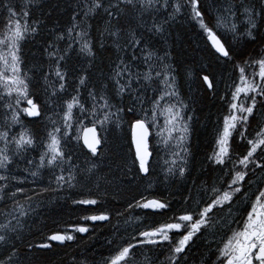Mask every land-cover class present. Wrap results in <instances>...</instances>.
<instances>
[{"label": "snow or ice", "instance_id": "obj_1", "mask_svg": "<svg viewBox=\"0 0 264 264\" xmlns=\"http://www.w3.org/2000/svg\"><path fill=\"white\" fill-rule=\"evenodd\" d=\"M33 4L34 0H27L23 6L14 0H0V21L3 23L0 31V89L3 90L0 92V106L7 109L4 113L5 129L19 125L22 114L34 118L42 115V106L35 101L31 90L38 84H33L32 77L23 70L22 60L23 43L44 27L43 21L31 18ZM101 9L107 20L99 33L100 47L111 57L109 72L102 73L91 87L90 77L80 75L74 89L76 94L63 99L61 94L67 95L71 86L69 76L76 71L69 67L70 56L76 51L74 45H79L78 57L88 60L90 66L96 59L95 44L90 38L92 25L88 20ZM186 9H190L188 15L194 26L206 36L216 60L232 65L231 83L226 85L227 91L221 97L226 104V113L222 121H218L215 148L208 157L223 175L211 184L201 182V190H198L201 198L196 201L195 208L183 209L181 214L173 215L169 218L172 222L138 232L131 237L135 243L121 241L114 250L115 254L105 259L104 264H190V261L196 264L197 256L200 257L199 264H264V0H245L244 5H237L232 0H214L211 10L205 9L203 0H107V3L106 0H79L66 31H60L56 36L57 42L65 40V36L71 42L61 49L49 41L43 47V54L49 62L47 71L43 64L31 70L42 76L44 92L55 115V119L50 117V130L39 141L43 149L39 162L26 156L37 146V138L31 130H22L17 136L9 130H0V141L3 142L0 169L9 173L0 175V200L12 201V207L0 213V244L10 248L6 260H0V264H23L15 242L22 238L25 226L36 214L33 205H38L42 193L54 190L53 182L63 188L91 181L98 168L94 158L101 156L112 126L120 127L125 116L130 117L128 123L135 145L133 163L138 164V172L150 174L153 153L149 139L155 130L157 146L162 145L166 155L171 157L163 161L165 178L177 174L180 178L185 177L189 163L186 141L194 119L191 104L195 101H186L182 97L173 49L165 45L168 44L171 25L185 14ZM241 14L244 16L243 31L235 23ZM148 17H151L150 22ZM105 40H111V47H105ZM188 75L192 73L188 72ZM196 78L205 92L216 91L215 78L210 72L201 69ZM82 89L87 90L86 97L81 95ZM4 100L8 101L6 105L2 103ZM24 101L27 107H21ZM81 117L90 118L92 127L84 129ZM254 121L257 130L249 139ZM74 129L77 132L75 137L72 136ZM81 130L85 133L83 146L90 154L85 162L87 167L76 164V158L69 150L73 139L79 141ZM236 133H239L241 142L247 141L243 145L246 152H239ZM20 156L24 157L28 173L23 178L10 172L11 165ZM45 168L52 171L54 181L50 180L46 187L38 190L30 189L33 195H29L22 185L29 182V177L32 183H36ZM57 170L59 174H56ZM10 187L15 190L9 192ZM20 195L24 197L23 202L17 199ZM190 200L191 195L185 197L186 202ZM98 203L96 198L73 201L77 206H97ZM128 208L152 210L160 215L171 211L170 203L157 198L130 203ZM225 209L227 213L218 217V213ZM121 215L116 212L117 219ZM82 220L110 223L111 212L86 215ZM113 227L118 233L120 225ZM89 230L86 226L76 225L71 232L65 229L63 234L49 235L47 240L74 241L72 233L84 234ZM206 232L213 237L219 235L218 240L203 241L209 248L207 257L197 245V240ZM49 242L29 243L27 251L49 249L52 246ZM212 243L217 244L215 250L211 249ZM165 244L167 255L163 260L160 259L163 253L146 254L142 261L136 257L138 248H147L152 253ZM72 264H88V260L74 259Z\"/></svg>", "mask_w": 264, "mask_h": 264}, {"label": "trees", "instance_id": "obj_2", "mask_svg": "<svg viewBox=\"0 0 264 264\" xmlns=\"http://www.w3.org/2000/svg\"><path fill=\"white\" fill-rule=\"evenodd\" d=\"M18 5H25L27 0H14ZM79 0H34L31 9L32 20L39 19L43 21L44 27L34 37L29 36L28 40L22 45L23 70L32 77V83L38 84L31 90L34 93L33 98L42 106V115L39 118L21 116L19 125L11 126L5 129L4 113L7 109L0 106V130H9L11 134L17 136L22 130H31L32 134L37 138V146L34 150L26 153L27 159L39 162V155L43 149L39 146V141L44 138L46 132L50 130L52 119H55L52 110V103L44 92V81L38 72L34 73V66L43 64L47 71L48 60L46 54H43V47L49 42H53L55 46L64 49L71 41H56V36L60 31H66L71 20L73 9ZM115 2V0H112ZM214 0H203L206 10H211ZM220 2V0H217ZM237 5H244L245 0H232ZM107 3V0H106ZM190 9L185 10V14L178 17L169 29L168 44L165 47L173 49L175 62L178 65L179 75L177 76L179 90L182 97L188 100H194L191 109L194 112L192 121V134L189 136L186 144L189 148V163L187 165L188 172L184 178L176 177L165 178L161 176L163 170L162 154L159 146L154 141L153 135L149 139L150 151H152L150 174H142L138 172V164H134V152L130 139V117L125 116L120 127L112 126L110 133L107 135L106 143L101 149V156L94 158L93 162L98 165L95 177L88 182L82 181L75 187L59 188L53 182V191L42 193L38 205L34 204L36 214L31 217L22 233V238L17 240L16 247L19 250L20 259L23 264H72L73 260H83L87 258L88 264H104L105 259L115 254V249L121 241L134 242L131 237L136 236L138 232L149 230L150 227H158L162 223L172 222L169 218L173 215L181 214L183 209H188L189 201H185V197L196 194V190H201V182H204L206 172L205 163L209 148L215 136L214 125L225 108V102L221 97L225 95L226 85L231 83L229 77L232 74V65L226 64L222 60L217 61L213 56V50L207 42L206 36L200 33L194 22L190 20L188 15ZM243 12V7L240 8ZM132 14L129 13V17ZM83 19V13L81 12ZM163 17H161L162 19ZM149 22L151 17L147 18ZM244 16L241 14L235 23L243 31ZM107 17L104 16L103 9L94 17L88 20L92 25L91 39L95 44L94 51L96 59L91 66L89 61L82 56L78 57L79 45H74L76 49L69 59V67L76 71L69 76L70 87L67 89V95L61 94L63 99H69L76 92L78 77L80 75H88L90 77L89 87L95 84L102 73L109 72V64L111 57L108 52L100 47L101 38L100 30L103 29ZM122 22H126L122 20ZM3 30V23L0 21V31ZM221 35H224L221 32ZM230 41L231 37L226 36ZM162 43V42H161ZM105 47H111V40L104 41ZM210 65V67H208ZM201 69H205L212 74L216 82V91L205 92L201 87V82L196 78V73ZM188 72L192 75L189 76ZM203 74V73H202ZM3 90L0 89V92ZM81 95L86 97L87 90L82 89ZM230 97V92H228ZM115 102V101H114ZM4 105L7 100L2 102ZM55 103V101H53ZM23 105V102L22 104ZM77 113L79 110H76ZM10 113L8 116L10 118ZM84 126L92 124L91 119H84ZM10 123V119H9ZM79 127V125H77ZM99 134V128H97ZM81 132V131H80ZM79 141L73 139L70 145V152L76 158L75 163L87 167L85 163L88 159V151H86ZM153 133V132H152ZM77 135L76 130L72 131V136ZM0 145L1 144L0 141ZM17 162L11 165L10 172L18 178L27 176L25 171L26 164L24 157L16 158ZM131 169V171H128ZM5 170L0 169V175H8ZM56 174H59L58 170ZM54 181V174L48 168L42 169L36 183L29 182L23 184L22 187L33 195L30 189H40L46 187L49 181ZM195 182V187L193 186ZM15 183V182H13ZM193 187L195 188L193 190ZM14 187L9 188V192L14 191ZM193 190V192H192ZM91 194V195H89ZM96 198L97 206H77L73 204L74 200ZM157 198L161 201L168 202L171 205V211H164L162 215L154 214L153 211H146L141 208L129 209L128 204H135L137 201L143 202L144 199ZM18 200L23 202L24 197L20 195ZM12 206L10 199L0 201V211ZM122 213L117 219L116 212ZM100 212H111V221L109 222H90L82 221V217L86 215L99 214ZM143 218L144 224L139 225L141 228L131 230L119 228V232L114 231L115 225L124 219ZM76 225L86 226L90 230L88 233H72L75 236L74 241H66L62 245L51 243L49 249L40 251H27L29 243L38 244L47 242V237L56 232L64 233L69 227ZM109 241H115L110 244ZM200 251L205 255L202 240L197 242ZM5 246V247H3ZM149 251V250H148ZM142 249L136 250V257H141ZM155 252V251H154ZM154 252L150 255H155ZM10 253V248L1 245L0 260L6 259ZM15 259V258H14ZM213 259V258H212ZM200 257H196V264H199ZM193 264V262H190Z\"/></svg>", "mask_w": 264, "mask_h": 264}, {"label": "flooded vegetation", "instance_id": "obj_3", "mask_svg": "<svg viewBox=\"0 0 264 264\" xmlns=\"http://www.w3.org/2000/svg\"><path fill=\"white\" fill-rule=\"evenodd\" d=\"M257 79H258V77H257ZM225 113H226V105H225V108H224L222 114L219 116L218 120L216 121V123H215V125H214V128H215V132H214V134H215V136H214V138H213V140H212L211 147L209 148L208 153H207V157H206L207 162H206L205 165H204V166H205V169H206V172H205V175H204V181H207L208 184H211L214 180L218 179L219 177H221V176L223 175L222 172L220 171V168L217 167V166H215V165H213V164L209 161L208 157L212 155L213 150H214V148H215V141H216V137H217V129H218V127H219L218 121H222V117H223V115H224ZM193 127H194V126L191 124L190 135H191L192 132H193V131H192V128H193ZM256 130H257V129H256V122L254 121V122H253V127H252V129L249 130V132H250V134H249V136H248L249 139L252 138V137L255 135V131H256ZM246 142H247L246 140L243 141V142H241V140H240V136H239V133H236V134H235V143H236L237 145L240 146V147H239V152H240V153H243V152H246V151H247V148L243 146V145H246ZM229 167H231V164H229ZM194 189H195V188L193 187V190H194ZM193 190H192V192H193ZM198 190H199V189H198ZM198 190L195 191L197 195H194V194H195L194 192L192 193V200L189 201V205H188V209H189V210L195 208V207H196V201L199 200V199L201 198L200 195L198 194ZM253 198H254V197H253ZM204 199L207 200V199H208L207 196H205ZM208 202H210V201H208ZM234 210H235V206H234ZM226 213H227V209H225L223 213H218V217H219V216H223V215H225ZM244 215H246V212L244 213ZM233 227H235V225H233ZM178 238H179V237H176V239H178ZM218 239H219V235H217L216 237H213V236L209 235V234L206 232L205 235H204V237H202L201 239H198L197 242L200 241V240H202V242H203L204 240H207V241H213V240H218ZM216 247H217V244H216V243H212V244H211V249H212V250H215ZM203 248L205 249V255L207 256L208 253H209V248H208L204 243H203ZM142 250H143L144 252H142V253L140 254L141 257H145L146 254H147V255H150V253H149V251L147 250V248L142 249ZM154 251H155L154 254L163 253L162 255H160V259L163 260L164 257L167 255V246H166V244H165V246H163L162 248H160V249H155ZM193 251H195V249H193ZM212 258L215 259V256H213ZM143 260H144V259H143ZM190 262H192V261H190Z\"/></svg>", "mask_w": 264, "mask_h": 264}, {"label": "rangeland", "instance_id": "obj_4", "mask_svg": "<svg viewBox=\"0 0 264 264\" xmlns=\"http://www.w3.org/2000/svg\"><path fill=\"white\" fill-rule=\"evenodd\" d=\"M244 20V19H243ZM258 68L256 69V71L258 72ZM251 71V70H250ZM21 107H27V103L26 101L23 102V105H21ZM161 123H163V120H161ZM11 126H15V125H11ZM166 134V133H165ZM18 135V134H17ZM153 138H154V141L155 143L157 144V137L155 135V130H153ZM151 135V136H152ZM188 140V139H187ZM187 142V141H186ZM173 143H175V141H173ZM1 144H3V142L1 141ZM0 147H3L2 145H0ZM159 150L162 154V162L164 161L165 158H168V159H171L170 155H166L165 153V150L163 149V146H159ZM171 151V149L169 150ZM165 175L164 172L161 173V176ZM12 207V206H11ZM11 207L9 208H6L5 210L3 211H0V213H3L7 210H9ZM127 221V223H125ZM0 222H2V218H0ZM118 224L120 225V228L122 229H127V228H130L132 227L133 229H137V228H141L139 225H142L144 224V219L143 218H135V216H132L130 219H124V220H121L118 222ZM128 230V229H127ZM3 245V244H0V246ZM138 260L142 261L144 259V257H138L137 258ZM3 260H6V259H3Z\"/></svg>", "mask_w": 264, "mask_h": 264}, {"label": "water", "instance_id": "obj_5", "mask_svg": "<svg viewBox=\"0 0 264 264\" xmlns=\"http://www.w3.org/2000/svg\"><path fill=\"white\" fill-rule=\"evenodd\" d=\"M206 39H207V38H206ZM207 42H208V41H207ZM208 44L210 45L209 42H208ZM210 47H211V45H210ZM90 127H92V125L85 126L84 129H86V128H90ZM84 135H85L84 131L81 130V133H80V141H81L82 146H83V137H84ZM130 137H131V144H132L133 152H134V155H135V145H134L133 140H132V130H131V129H130ZM83 148H84L85 150H87L86 147L83 146ZM87 151H88V150H87ZM144 210H145V209H144ZM53 234H54V233H53ZM52 242H56V241H52ZM56 243L61 244L60 242H56Z\"/></svg>", "mask_w": 264, "mask_h": 264}, {"label": "bare ground", "instance_id": "obj_6", "mask_svg": "<svg viewBox=\"0 0 264 264\" xmlns=\"http://www.w3.org/2000/svg\"><path fill=\"white\" fill-rule=\"evenodd\" d=\"M206 87V86H205ZM89 125H92V124H89ZM86 126H88V125H86ZM85 127V126H84ZM83 127V128H84ZM131 129V128H130ZM97 132H98V130H97ZM81 133V132H80ZM130 139H131V137H130ZM81 142V141H80ZM132 145V144H131ZM133 149V148H132ZM87 151V150H86ZM0 201H2V200H0ZM146 211H152V210H146ZM83 221V220H82ZM90 222H92V221H90ZM92 223H94V222H92ZM69 230H72V227H69L68 228ZM129 233H131V230H127ZM53 234V233H52ZM61 234H63V233H61ZM51 235V234H50ZM47 242H49L48 240H47ZM44 243V242H43ZM49 243H54V244H58V245H62L63 243H61V244H59V243H56V242H49ZM134 243V242H133ZM38 244H40V243H38ZM3 247H5V246H3ZM0 248H1V246H0ZM148 250V249H147Z\"/></svg>", "mask_w": 264, "mask_h": 264}]
</instances>
